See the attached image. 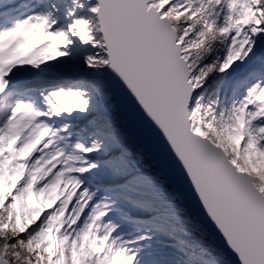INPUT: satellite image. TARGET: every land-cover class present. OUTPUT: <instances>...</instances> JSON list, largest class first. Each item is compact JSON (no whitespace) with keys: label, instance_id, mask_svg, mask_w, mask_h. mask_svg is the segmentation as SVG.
I'll use <instances>...</instances> for the list:
<instances>
[{"label":"snow or ice","instance_id":"obj_1","mask_svg":"<svg viewBox=\"0 0 264 264\" xmlns=\"http://www.w3.org/2000/svg\"><path fill=\"white\" fill-rule=\"evenodd\" d=\"M0 264H264V0H0Z\"/></svg>","mask_w":264,"mask_h":264}]
</instances>
